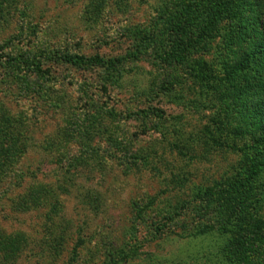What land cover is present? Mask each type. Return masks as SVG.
Here are the masks:
<instances>
[{
    "label": "rangeland",
    "instance_id": "374dc122",
    "mask_svg": "<svg viewBox=\"0 0 264 264\" xmlns=\"http://www.w3.org/2000/svg\"><path fill=\"white\" fill-rule=\"evenodd\" d=\"M188 1L4 3L0 264H264L251 234L264 228L262 125L238 89L257 69L232 72L256 40L222 21L166 64L161 39ZM255 1L248 29L264 17ZM228 216L251 237L244 257L222 229Z\"/></svg>",
    "mask_w": 264,
    "mask_h": 264
},
{
    "label": "trees",
    "instance_id": "16d2710c",
    "mask_svg": "<svg viewBox=\"0 0 264 264\" xmlns=\"http://www.w3.org/2000/svg\"><path fill=\"white\" fill-rule=\"evenodd\" d=\"M7 1L9 0H0V9H2L4 3ZM254 1L255 0H190L180 4L173 11V15L175 14L173 24L168 29L167 38L161 39L165 42L160 47L159 52L161 59L166 64H181L192 56V53L202 40L211 36L214 31L218 33L219 30L222 29V27L218 25L219 22L222 21L226 22L225 25L230 27L231 31L234 30V32L238 34V39L247 40L246 42H249L254 37L256 40L255 45L246 51L239 59L232 72L237 73L239 70L251 71V69H257L256 72L252 71V75L245 74L241 77L243 85L238 86V89H243L241 94H247L252 99L254 98L252 113L259 118L262 125V135L260 138H257V141L264 143V17H257V19L251 23L249 29L247 27L248 25H246L247 21H252L251 19L253 15L256 14V9L261 6L260 2ZM231 40L232 37L227 39V49H230L232 46ZM62 60L74 66H104L112 63V61L109 62L99 55L92 57L65 55ZM121 60L115 62H121ZM14 61L15 58H11L8 59L6 63L12 65ZM40 69L41 68H39V70ZM201 77L203 80H207L209 74H202ZM3 155L5 156L6 154L3 153ZM1 164V168L4 167L8 169L10 161L6 158L3 159ZM250 170L252 171V168ZM250 180L251 177L247 176V181L233 188V192H236L240 188H249L248 185L252 184ZM243 222L244 221L238 223L240 233L230 227L232 226V222L228 216L224 220L222 229L225 233H231V235L234 236L235 241L238 243L236 252H239L244 257L247 254L244 252L248 249L246 242L248 238L251 240V237L247 236V234H243ZM258 228L257 232H252L251 234H253L256 239L264 242V228ZM11 247L13 249L12 251L16 250L15 246Z\"/></svg>",
    "mask_w": 264,
    "mask_h": 264
}]
</instances>
